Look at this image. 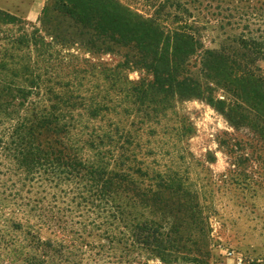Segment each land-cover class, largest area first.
Segmentation results:
<instances>
[{"label":"rangeland","instance_id":"rangeland-1","mask_svg":"<svg viewBox=\"0 0 264 264\" xmlns=\"http://www.w3.org/2000/svg\"><path fill=\"white\" fill-rule=\"evenodd\" d=\"M124 1L151 12L142 0ZM233 1L237 10L230 12L189 5L200 21L183 19L204 48H214L234 33L256 37L262 47L256 72L264 84V0ZM178 21L171 19L166 27H176ZM39 28L38 20L22 21L3 26L0 35L41 33ZM70 53L109 64L120 58L96 59L74 48L62 51ZM48 70H85L91 80L82 88L86 99L64 110L75 127L70 143L81 157L104 163L108 171L130 169L129 180L114 188L112 198H97L102 183L87 177L54 180L31 215L25 211L37 225L44 217L49 222L34 238L21 230L6 232L12 239L0 244V264H264V139L247 127H234L218 110L221 104L216 108L202 98L147 94L141 103L135 97L99 112L87 100L98 69ZM190 71L213 90L214 101L237 100L235 81L218 83L206 78L203 69ZM124 75L133 82L152 79L143 69H124ZM87 134L92 136L88 141ZM37 239H49L54 246H39ZM56 242L62 244L61 253L56 252Z\"/></svg>","mask_w":264,"mask_h":264},{"label":"trees","instance_id":"trees-1","mask_svg":"<svg viewBox=\"0 0 264 264\" xmlns=\"http://www.w3.org/2000/svg\"><path fill=\"white\" fill-rule=\"evenodd\" d=\"M142 1L151 12L140 11L124 0H47L38 18L41 33L25 32L12 38L0 35V244L12 239L6 237L11 229L34 238L45 228L49 222L45 217L40 226L25 211L31 215L54 180L74 176L102 183L97 187V198H112L114 188H122L129 180L130 169L124 173L108 171L104 163L81 157L70 143L69 135L75 127L64 110L86 99L82 88L91 80L85 70L69 74L48 69H98L97 84L87 100L99 112L135 97L141 103L147 94L159 99L202 98L216 108L221 104L218 110L234 127H247L264 139V84L257 77L255 65L261 43L239 32L214 48H204L183 19L188 16L194 23L200 21L189 5H194V10L204 5L203 9L230 12L237 10L234 1ZM226 1L228 5L220 4ZM214 2H218L215 7ZM2 16L6 19H0V33L7 24L32 23L0 8ZM176 17L178 25L167 28L165 23ZM70 48L81 49L96 59L103 55L120 58L109 64L62 54ZM194 55L196 59L192 60ZM124 69H143L152 79L133 82L124 75ZM190 69H203L206 78L218 83L235 81L237 100L229 104L214 101L213 90ZM242 95L255 100L245 101ZM166 111L164 108L162 114ZM36 242L54 246L49 239ZM56 243V252L61 253L62 244Z\"/></svg>","mask_w":264,"mask_h":264},{"label":"crops","instance_id":"crops-1","mask_svg":"<svg viewBox=\"0 0 264 264\" xmlns=\"http://www.w3.org/2000/svg\"><path fill=\"white\" fill-rule=\"evenodd\" d=\"M47 0H0V8L21 14L29 22L38 20Z\"/></svg>","mask_w":264,"mask_h":264}]
</instances>
